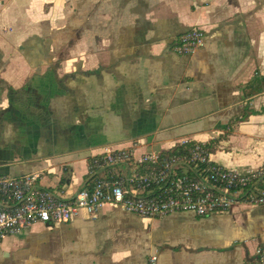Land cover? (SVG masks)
<instances>
[{
    "label": "crops",
    "instance_id": "1",
    "mask_svg": "<svg viewBox=\"0 0 264 264\" xmlns=\"http://www.w3.org/2000/svg\"><path fill=\"white\" fill-rule=\"evenodd\" d=\"M193 26L204 45L177 52ZM182 138L264 166V0H0V174L73 196L105 147ZM260 246L264 202L155 218L107 202L6 236L0 264H264Z\"/></svg>",
    "mask_w": 264,
    "mask_h": 264
},
{
    "label": "built area",
    "instance_id": "2",
    "mask_svg": "<svg viewBox=\"0 0 264 264\" xmlns=\"http://www.w3.org/2000/svg\"><path fill=\"white\" fill-rule=\"evenodd\" d=\"M206 31L187 29L174 49L191 53L204 45ZM92 181L73 196L42 185L39 172L0 174V243L35 222L71 221L97 215L107 202L143 217L175 211L197 215L223 212L235 201L264 202V166L240 171L215 161L202 141L182 138L171 148L135 153L133 147L107 146L92 162ZM264 262V247L257 250ZM152 254L150 263L157 264Z\"/></svg>",
    "mask_w": 264,
    "mask_h": 264
},
{
    "label": "trees",
    "instance_id": "3",
    "mask_svg": "<svg viewBox=\"0 0 264 264\" xmlns=\"http://www.w3.org/2000/svg\"><path fill=\"white\" fill-rule=\"evenodd\" d=\"M264 247V246H263Z\"/></svg>",
    "mask_w": 264,
    "mask_h": 264
}]
</instances>
